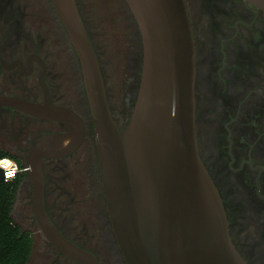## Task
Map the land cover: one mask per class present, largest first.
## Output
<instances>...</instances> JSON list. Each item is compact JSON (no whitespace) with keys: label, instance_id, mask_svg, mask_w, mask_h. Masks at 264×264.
<instances>
[{"label":"flooded vegetation","instance_id":"1","mask_svg":"<svg viewBox=\"0 0 264 264\" xmlns=\"http://www.w3.org/2000/svg\"><path fill=\"white\" fill-rule=\"evenodd\" d=\"M120 1L137 44L126 64L130 93L122 122L76 3L98 58L111 114L123 128L137 99L142 40L125 0ZM186 6L196 47L199 155L223 200L233 243L248 264H264V9L248 0H186ZM37 17L52 19L51 32L59 43L46 44L34 33L28 20ZM45 95L50 104L74 111L84 122L91 118L80 61L52 0H0V96L43 103ZM67 132L62 122L0 107V150L24 164L37 141ZM42 170L45 208L59 232L101 264V247L117 264H125L106 211L93 126L85 125L83 142L73 153L43 158ZM11 186L16 189L12 216L30 230L37 222L28 174L21 173ZM48 245L54 264H77Z\"/></svg>","mask_w":264,"mask_h":264},{"label":"water","instance_id":"2","mask_svg":"<svg viewBox=\"0 0 264 264\" xmlns=\"http://www.w3.org/2000/svg\"><path fill=\"white\" fill-rule=\"evenodd\" d=\"M264 9V0H248ZM142 40V73L134 109L120 128L111 114L98 58L76 0H52L80 61L91 118L13 96L0 107L59 121L25 163L34 218L44 239L77 264H101L64 237L45 208L43 158L79 148L95 131L97 161L111 228L125 264H248L229 233L221 195L203 164L196 132V47L186 0H125ZM0 169V185L5 183Z\"/></svg>","mask_w":264,"mask_h":264},{"label":"rangeland","instance_id":"3","mask_svg":"<svg viewBox=\"0 0 264 264\" xmlns=\"http://www.w3.org/2000/svg\"><path fill=\"white\" fill-rule=\"evenodd\" d=\"M78 3L102 62L114 112L122 122L126 118L124 112L129 102L126 99L130 93V88L127 86L129 78L127 59L128 55L132 57V53L137 51V44L133 42L132 32L128 27L129 22L124 14L125 8L122 7L120 0H78ZM28 21L34 33L42 36L46 44L59 43L54 41L56 36L51 32L54 28L51 18L37 17ZM64 63L61 61L60 67ZM17 222L21 224L20 220ZM22 228L28 230V227ZM30 230L28 231L33 235L34 245L28 264H54L55 253L44 240L39 227L34 225ZM87 245L95 247L93 244ZM101 249L99 253L103 264H117L104 248Z\"/></svg>","mask_w":264,"mask_h":264},{"label":"trees","instance_id":"4","mask_svg":"<svg viewBox=\"0 0 264 264\" xmlns=\"http://www.w3.org/2000/svg\"><path fill=\"white\" fill-rule=\"evenodd\" d=\"M6 157L24 165L0 150V159ZM11 185L12 181H7L0 186V264H28L33 253L34 239L32 233L24 230L12 216L16 189Z\"/></svg>","mask_w":264,"mask_h":264},{"label":"built area","instance_id":"5","mask_svg":"<svg viewBox=\"0 0 264 264\" xmlns=\"http://www.w3.org/2000/svg\"><path fill=\"white\" fill-rule=\"evenodd\" d=\"M0 169L3 172L4 180L7 182L13 181L21 173H27L29 168L25 164L20 165L16 160L6 157L0 159Z\"/></svg>","mask_w":264,"mask_h":264},{"label":"snow or ice","instance_id":"6","mask_svg":"<svg viewBox=\"0 0 264 264\" xmlns=\"http://www.w3.org/2000/svg\"><path fill=\"white\" fill-rule=\"evenodd\" d=\"M9 175H11V173H9Z\"/></svg>","mask_w":264,"mask_h":264}]
</instances>
